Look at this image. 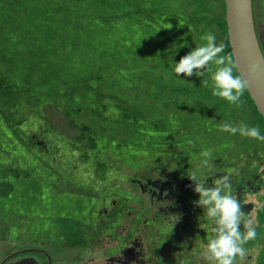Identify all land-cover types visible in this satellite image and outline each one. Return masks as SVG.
Listing matches in <instances>:
<instances>
[{
  "label": "trees",
  "instance_id": "trees-1",
  "mask_svg": "<svg viewBox=\"0 0 264 264\" xmlns=\"http://www.w3.org/2000/svg\"><path fill=\"white\" fill-rule=\"evenodd\" d=\"M207 32L231 53L224 0H0V239L17 238L21 213L39 202L35 175L49 182L33 161L42 159L34 149L52 150V133L103 181L108 168L134 169L125 157L190 172L199 153L235 139L225 122L264 135L247 90L236 108L212 95V72L172 71Z\"/></svg>",
  "mask_w": 264,
  "mask_h": 264
},
{
  "label": "flooded vegetation",
  "instance_id": "flooded-vegetation-1",
  "mask_svg": "<svg viewBox=\"0 0 264 264\" xmlns=\"http://www.w3.org/2000/svg\"><path fill=\"white\" fill-rule=\"evenodd\" d=\"M263 1L251 0L256 40L264 59ZM232 136L235 139L225 144L224 152L212 151L214 175L232 173V194L256 228V239L245 245V260L238 259L237 264H264V143ZM188 173L148 176L122 171L121 179L104 181L95 221L88 226L78 222L72 239L62 237L59 229L50 232L63 257L48 246V237L7 238L0 239L1 249L12 246L0 253V264H210L202 253L203 244L214 235L213 224L193 203L199 196ZM123 178L126 189H122Z\"/></svg>",
  "mask_w": 264,
  "mask_h": 264
},
{
  "label": "clouds",
  "instance_id": "clouds-1",
  "mask_svg": "<svg viewBox=\"0 0 264 264\" xmlns=\"http://www.w3.org/2000/svg\"><path fill=\"white\" fill-rule=\"evenodd\" d=\"M201 40L205 43L183 56L174 64L172 71L177 77L181 74L185 77H204L205 70L212 72V95L236 108L243 107L245 102L242 97L248 88V82L242 75H234L237 65L233 55L223 54L226 46L223 43L217 44L216 37L211 32L201 36ZM213 64L216 66L215 71L209 67ZM256 67L255 64L251 65L249 71H255ZM202 85L207 87L209 81L203 79ZM220 130L264 142V135L259 128L250 127L245 123L233 126L225 122L220 126ZM200 156V165L187 176L194 185L193 191L199 196V199L193 202L194 205L202 208L203 215L213 224L211 231L214 235L203 244V259L210 264H237L238 259L242 262L248 254L245 245L256 239L254 222L248 213L242 211L243 206L237 196L232 194V173L217 178L214 175L212 150L206 149ZM209 179L211 186L208 185Z\"/></svg>",
  "mask_w": 264,
  "mask_h": 264
},
{
  "label": "rangeland",
  "instance_id": "rangeland-1",
  "mask_svg": "<svg viewBox=\"0 0 264 264\" xmlns=\"http://www.w3.org/2000/svg\"><path fill=\"white\" fill-rule=\"evenodd\" d=\"M163 1L164 3L168 2V0ZM262 4L264 8V1ZM171 5L179 6L180 4L178 2ZM50 139L52 141V145H50L52 150L55 145V147H60L61 151L56 153L55 151L49 150L50 152L47 155L49 159L43 153L34 149L36 155H38V157L42 156V159L35 158L33 164H38L39 168L45 167V172L47 173L45 178L48 179L49 182H45L41 178V175H35L41 187L40 200L33 204L30 215L21 213V215H24L26 218L23 216L20 222L22 233L18 235V237H48V239L51 240L48 246L56 252L57 256L63 257L65 253L59 248L56 237L49 236L50 232L54 231V229H59L62 231V237L72 239L76 232L78 222H80V224L85 222L88 226L91 222L95 221L94 216L96 208L100 206V200L104 197L102 190L107 183L93 174V168H83L80 161L78 159L75 160L78 152L72 151L63 137L52 133L50 134ZM224 148H226L225 144L220 147L219 151L224 152ZM198 156V158L196 156L193 160L202 159L200 153ZM124 160L125 162L123 161V163L127 166L140 170V173H138L133 171V169L131 170L132 174L155 176L157 173H160L159 171L155 173L150 169L138 166L137 163L130 161L127 157H125ZM36 161L38 163H36ZM124 170L130 173L128 168ZM181 172L182 170L177 173ZM107 173V179L109 180L122 178L119 175V170L116 168H108ZM127 187L123 178L122 189H126ZM7 225L9 228L15 230L14 221H10ZM35 228H38V230L36 231ZM10 246H12V243L7 247ZM7 247L1 249L2 247L0 246V253L5 251Z\"/></svg>",
  "mask_w": 264,
  "mask_h": 264
},
{
  "label": "water",
  "instance_id": "water-1",
  "mask_svg": "<svg viewBox=\"0 0 264 264\" xmlns=\"http://www.w3.org/2000/svg\"><path fill=\"white\" fill-rule=\"evenodd\" d=\"M224 3L228 42L236 71L248 82V95L264 120V59L256 40L252 2L224 0ZM253 64L257 65L256 70L249 71Z\"/></svg>",
  "mask_w": 264,
  "mask_h": 264
}]
</instances>
